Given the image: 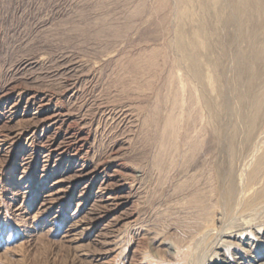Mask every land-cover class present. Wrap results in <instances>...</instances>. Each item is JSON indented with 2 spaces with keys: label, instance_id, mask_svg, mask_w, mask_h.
Masks as SVG:
<instances>
[{
  "label": "rangeland",
  "instance_id": "rangeland-1",
  "mask_svg": "<svg viewBox=\"0 0 264 264\" xmlns=\"http://www.w3.org/2000/svg\"><path fill=\"white\" fill-rule=\"evenodd\" d=\"M248 15L0 0V264L264 263V223L212 248L223 191L264 150L263 19Z\"/></svg>",
  "mask_w": 264,
  "mask_h": 264
},
{
  "label": "bare ground",
  "instance_id": "bare-ground-1",
  "mask_svg": "<svg viewBox=\"0 0 264 264\" xmlns=\"http://www.w3.org/2000/svg\"><path fill=\"white\" fill-rule=\"evenodd\" d=\"M229 1L231 4H233L234 8H236L240 14H243V16H246V15L251 13V15L254 14L253 16L256 17L258 20L263 19L262 24H263V28H264V0H229ZM249 8H251V9H249ZM253 12H255V13H253ZM225 13H224V15H225ZM248 17H249V15H248ZM248 40L250 41V39H248ZM256 55H257L256 57H258L259 59H262L261 55H259V54H256ZM263 93H264V91H263ZM258 101H259V99H258ZM259 103L260 102H258V104ZM251 136H253V135H251ZM249 137H247V139H250V140L254 139L252 137L251 138H249ZM263 137H264V135H263ZM260 142H261V139L255 140L253 142V147L251 148L250 153L246 154V158L244 159V161L248 162L249 165L251 166V168H249L250 166L248 167V169L249 170L251 169V171H248V169H246L247 167L244 168L246 166L244 164L245 166L243 165L244 166L243 168L245 170H247V173L245 170L242 171L243 172L242 174H244V172H245V176L243 175V180L240 183L241 185H237L234 183L229 184L228 188L223 191L221 201L218 203L219 206L223 209V211L226 215V218L229 219L230 222L228 223V225H225L220 230V233H219L220 238L218 239L217 243H215L212 247L216 251L221 250V247H223L224 242H222L223 241L222 238L230 239V238H233L234 235H237V234L242 235V234L246 233L244 231L246 229L250 228L251 226H254L256 224L258 225L259 223H264L263 222L264 221V150L262 151V153L260 155H258V153H257L258 156H255L256 154L252 150V149H254V147H257ZM260 145H261V143H260ZM262 146H264V145H262ZM257 149H259V148L257 147ZM230 151L233 154V148H230ZM240 166H242V165L240 164ZM234 171L232 170V172H234ZM235 175H237V174H235ZM218 200H219V198H218ZM258 226H260V225H258ZM250 230H251V228H250ZM241 231H243L244 233ZM215 255L216 254L211 255L212 257L210 256L211 257L210 262L218 261V260H216L217 258H215ZM220 263L221 264H228V262H225V260L220 262ZM237 264H243V262L240 258H239V262Z\"/></svg>",
  "mask_w": 264,
  "mask_h": 264
}]
</instances>
